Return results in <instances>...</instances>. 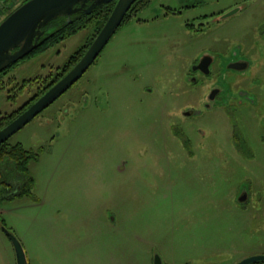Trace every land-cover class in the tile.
<instances>
[{
	"label": "rangeland",
	"instance_id": "rangeland-1",
	"mask_svg": "<svg viewBox=\"0 0 264 264\" xmlns=\"http://www.w3.org/2000/svg\"><path fill=\"white\" fill-rule=\"evenodd\" d=\"M150 5L7 140L37 157L27 165L30 194L2 193L0 264H17L7 233L28 264H236L264 255V0ZM91 35L84 28L20 62L3 79L15 83L0 89V117ZM203 51L216 64L194 75ZM232 51L249 60L246 69L225 67Z\"/></svg>",
	"mask_w": 264,
	"mask_h": 264
},
{
	"label": "water",
	"instance_id": "water-1",
	"mask_svg": "<svg viewBox=\"0 0 264 264\" xmlns=\"http://www.w3.org/2000/svg\"><path fill=\"white\" fill-rule=\"evenodd\" d=\"M136 0H28L13 10L0 21V73L31 54L38 46V42L45 36V28L57 18H65L71 23V17L77 14H90L98 6L115 2V5L103 25L78 62L43 95L35 100L24 112L13 119L0 130V145L6 142L17 131L26 126L39 113L54 103L61 95L68 91L95 62L105 45L122 24L126 13ZM238 12L234 9L221 16L228 18ZM205 59H208L207 61ZM211 59L206 56L199 66H204V73H208ZM246 63H239L232 67L243 70ZM199 66L197 68H199ZM210 95V100L214 98ZM189 115L190 112H186ZM243 194L240 202H244ZM7 233V232H6ZM16 255L17 264H28L24 249L16 237L7 233ZM264 263V255H254L236 264ZM154 264H160L159 259Z\"/></svg>",
	"mask_w": 264,
	"mask_h": 264
},
{
	"label": "trees",
	"instance_id": "trees-1",
	"mask_svg": "<svg viewBox=\"0 0 264 264\" xmlns=\"http://www.w3.org/2000/svg\"><path fill=\"white\" fill-rule=\"evenodd\" d=\"M26 1L28 0H25L24 2ZM151 2L152 0H136L126 13L123 22L134 18L136 12H140L148 8ZM114 5L115 2H111L98 6L88 15H73L71 17V23H67L65 18H57L45 28V36L39 40L37 48L31 54L26 56L21 61L10 65L0 73V89H4L6 84L13 83L15 80L12 77L11 80L5 84L3 81L4 77L11 73L20 64V62L35 57L37 54H40L67 38L77 34L84 28L92 29V35L89 37V40L69 56L67 62L60 69V71L58 70L57 73L50 74L49 78L46 80L47 82L43 80L39 83L40 87L37 89L35 94L26 103L21 105V107L10 114H4L0 117V130L24 112L35 100L43 95L78 62L89 45L92 43L93 39L102 29ZM25 83L26 81H24L22 85ZM36 157V154L32 151L24 149L20 143L9 145L6 141L0 145V199L5 197L2 196L4 191L6 192L5 194H7V198L30 194L33 179L27 175V165L30 160L36 159ZM16 184H19L20 186L19 190L17 189V193L14 191L9 192L10 188H17Z\"/></svg>",
	"mask_w": 264,
	"mask_h": 264
},
{
	"label": "flooded vegetation",
	"instance_id": "flooded-vegetation-1",
	"mask_svg": "<svg viewBox=\"0 0 264 264\" xmlns=\"http://www.w3.org/2000/svg\"><path fill=\"white\" fill-rule=\"evenodd\" d=\"M152 9V7H151V5L148 7V8H146L145 10H151ZM142 12H144V10L143 11H140V12H136V14H135V17L134 18H138V15L140 14V13H142ZM179 14V12H177L176 10H174V9H168L167 10V15L168 14ZM220 20H222L223 21V19H221L220 18ZM219 22V24L220 23H222L221 21H218ZM219 53V52H218ZM221 54H222V52H220ZM215 53H212V52H208V51H203V52H201L199 55H198V57H196V60H195V62L191 65V71H192V74H194V75H197V74H199V75H203V76H208V75H211V69H212V66H215V64H216V58H215V55H214ZM206 56L207 57H209V60L211 59V61H210V64H209V66H208V73L207 74H205L204 73V66L203 65H201V66H199L200 64H202L201 63V61L204 59V58H206ZM230 56H231V61H227V63H225V67L227 68V69H229V68H232V67H235V66H238V64L239 63H242V62H245L247 65H246V68L249 66V60L247 59V58H245V57H243V56H240L238 53H235L234 51H232L231 52V54H230ZM233 57H234V59H233ZM206 61L208 60V59H205ZM199 66V68H197ZM245 68V69H246ZM232 69H235V68H232ZM244 70V69H243ZM190 78H192L193 80L192 81H195V79L193 78V75L192 76H190ZM212 92H215L214 93V98L212 99V101H215V98L217 97V96H219V90L218 89H213L212 91H211V93L208 95L209 96V98H210V95H212ZM66 93V92H65ZM207 106V105H206ZM208 107V106H207Z\"/></svg>",
	"mask_w": 264,
	"mask_h": 264
},
{
	"label": "built area",
	"instance_id": "built-area-1",
	"mask_svg": "<svg viewBox=\"0 0 264 264\" xmlns=\"http://www.w3.org/2000/svg\"><path fill=\"white\" fill-rule=\"evenodd\" d=\"M25 0H0V21L5 16L19 7Z\"/></svg>",
	"mask_w": 264,
	"mask_h": 264
}]
</instances>
